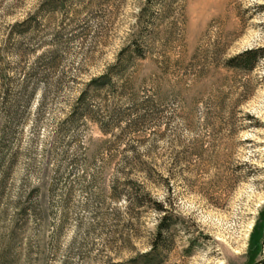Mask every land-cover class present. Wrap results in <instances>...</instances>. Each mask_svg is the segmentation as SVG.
Segmentation results:
<instances>
[{
  "label": "rangeland",
  "instance_id": "1",
  "mask_svg": "<svg viewBox=\"0 0 264 264\" xmlns=\"http://www.w3.org/2000/svg\"><path fill=\"white\" fill-rule=\"evenodd\" d=\"M263 206L264 0H0V264H249Z\"/></svg>",
  "mask_w": 264,
  "mask_h": 264
},
{
  "label": "trees",
  "instance_id": "2",
  "mask_svg": "<svg viewBox=\"0 0 264 264\" xmlns=\"http://www.w3.org/2000/svg\"><path fill=\"white\" fill-rule=\"evenodd\" d=\"M255 51L253 49H248V50H244L240 53H238L237 55H235L234 57H232L229 61H235V64H232V67H236V68H248V66H250V64L253 62L254 58H255ZM101 78H106L107 81L109 82V78L108 75L102 74L100 76ZM94 81V80H93ZM33 93V89L29 90L27 92L26 95V99L28 100L29 98H31ZM82 96L80 97L81 100ZM156 203L154 208L157 211L162 212V215L159 218L158 224H157V231H156V236L154 238V242H151V245L149 247V250L147 252H144L143 256H150L151 253L158 247L157 246V242H158V237L160 236L161 233H164L167 231L168 228V224H164L165 220L167 219V215L166 212H164V210H162V206L159 205L157 202H153ZM264 239V206L262 207L261 210H259L258 215L256 217L255 223L253 225V229L252 232L250 234V238H249V247H248V254H249V264H255L254 262H251L252 259L255 257L256 253L259 252L260 249V245L261 242Z\"/></svg>",
  "mask_w": 264,
  "mask_h": 264
}]
</instances>
